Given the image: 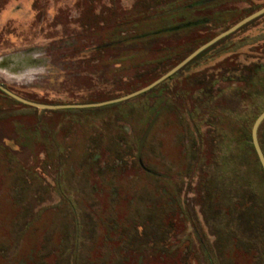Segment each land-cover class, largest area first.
Instances as JSON below:
<instances>
[{
  "label": "rangeland",
  "instance_id": "374dc122",
  "mask_svg": "<svg viewBox=\"0 0 264 264\" xmlns=\"http://www.w3.org/2000/svg\"><path fill=\"white\" fill-rule=\"evenodd\" d=\"M156 1L0 0V83L43 104L120 98L264 7L220 0L143 20L197 0L150 10ZM248 23L122 102L51 112L1 90L0 264H264V179L249 144L264 110V14Z\"/></svg>",
  "mask_w": 264,
  "mask_h": 264
},
{
  "label": "trees",
  "instance_id": "16d2710c",
  "mask_svg": "<svg viewBox=\"0 0 264 264\" xmlns=\"http://www.w3.org/2000/svg\"><path fill=\"white\" fill-rule=\"evenodd\" d=\"M179 0H157L156 1V3H155V5H154V7L152 6V7H150L149 9L151 10H155V9H158V8H160V7H163V5H170V6H172V8H173V6L175 5V4H177V2H178ZM203 1L204 0H197V1H195V2H193V3H191L190 5H188V6H186V7H183V6H179V7H175V8H173V9H170V10H167V11H165V12H163L162 14H158V16H155V17H149V16H147L146 18H144V17H141V18H144L143 20H152V19H158V18H165V17H170V16H172L173 14H179V13H181V12H183V11H186L187 9H190V8H193V9H195V8H197V7H202V6H204V5H206V4H208V3H210V2H207V3H203ZM214 1H220V0H213V2ZM211 3H212V1H211ZM139 12H137V15H139V17L141 16V15H144V13H145V10H141V12L138 14ZM137 19H139V18H137ZM143 20H140V21H143ZM221 19L218 17V16H215V17H209V18H205V19H202V20H195V21H193V22H179L178 20H177V22L174 24V25H170V26H168L167 28H165V27H161L159 30H156V31H150V32H148V33H143V34H141V35H136L135 37H132V38H130V39H127V40H140V39H144V38H149V37H156V36H159V35H162V34H164V33H168V34H177V33H179V32H182V31H189V30H194V29H199V28H202V27H205V26H208V25H219L220 23H221V21H220ZM249 24V23H248ZM247 25V24H246ZM245 25V26H246ZM245 26H243V27H241V29H243ZM241 29H239V31L241 30ZM237 32V31H236ZM235 32V33H236ZM235 33H233V34H235ZM233 34H231V35H228L227 37H225V38H223V39H221L220 41H218L216 44H214L213 46H211L210 48H208V49H206L205 51H203L201 54H199L197 57H195L191 62H189L187 65H186V67L185 68H187V67H189L190 65H192V64H194L198 59H200L202 56H204L208 51H210V50H212V49H214V48H216L217 46H219L220 44H222L225 40H227V39H229ZM214 37V36H213ZM213 37H211V38H209V39H207L206 41H204L203 43H201V45H203V44H205L206 42H208L209 40H211ZM125 41H123V40H118V42H111L110 43V45H112V46H114V45H119V44H123ZM200 45V46H201ZM100 48H106L105 47V45L104 46H101ZM198 48V47H197ZM195 49H193V51H194ZM193 51H191V52H193ZM190 52V53H191ZM189 53V54H190ZM189 54H187L185 57H183L182 59H181V61L184 59V58H186ZM249 66H251V67H249V68H252L253 70H254V72L256 73H259V71H260V68L261 67H255L256 66V63H254V65H249ZM252 66H254V67H252ZM184 68V69H185ZM184 69H182V71L184 70ZM239 70H243V69H239ZM182 71H180V72H182ZM242 74H244V72H242V71H240ZM179 73V72H178ZM178 73H176V74H178ZM248 73V75H246L245 76V79H243L242 78V76L238 79V80H241V78H242V80L244 81V83H245V85H247V84H249L250 82H251V79H252V74H251V72H247ZM175 74V75H176ZM175 75H173V76H171L170 78H173ZM237 80V81H238ZM236 81V80H235ZM239 83L240 82H242V81H238ZM155 89V88H154ZM154 89H152V90H154ZM152 90L150 91V92H148L147 94H149V93H151L152 92ZM1 91V90H0ZM208 98H210V97H208ZM14 101H16V102H18L19 104H22V105H24V106H28V105H26V104H24V103H22V102H19V101H17V100H15L14 98H12ZM210 100H212V99H210ZM209 103V104H208ZM206 104H208V106L209 105H212L211 104V102H206L205 103V105L204 104H201V106H203V107H206ZM207 106V107H208ZM37 110H39V109H37ZM42 111H53V110H42ZM264 111V110H263ZM260 115V114H259ZM258 115V116H259ZM257 116V117H258ZM264 124V122L260 125V127H259V142H260V144H261V141H260V131H261V127H262V125ZM200 126V125H199ZM199 126H198V133L200 134V131H199ZM150 128H152L151 127V125H150ZM149 130V129H148ZM148 132L149 131H146V135H144V137H143V139H142V141H141V144H140V152H139V154L141 155V153H142V150H143V145L145 144V139H147V135H148ZM201 140V139H200ZM249 140H252V133H250V139ZM249 144L250 145H252V147H253V149L255 150V148H254V145H253V143H251V142H249ZM200 145H203V143H201ZM202 147V146H201ZM200 147V148H201ZM261 147H262V144H261ZM263 149V148H262ZM264 151V150H263ZM255 152H256V150H255ZM257 154V153H256ZM202 156V155H201ZM257 157H258V155H257ZM258 161H259V158H258ZM219 164H220V161H219ZM259 164H260V166H261V170H262V176H263V179H264V170H263V168H262V165H261V163H260V161H259ZM143 166H144V164H142ZM144 168H145V170L147 171V172H149V173H153L150 169H148L147 167H145L144 166Z\"/></svg>",
  "mask_w": 264,
  "mask_h": 264
},
{
  "label": "water",
  "instance_id": "95a60500",
  "mask_svg": "<svg viewBox=\"0 0 264 264\" xmlns=\"http://www.w3.org/2000/svg\"><path fill=\"white\" fill-rule=\"evenodd\" d=\"M211 1H213V0H204L203 3H207V2H211ZM263 14H264V7L261 8L260 10L256 11V12H254L253 14L245 17L244 19H242L241 21L236 23L231 28L227 29L226 31H223L222 33L215 36L214 38H212L211 40H209L205 44L198 47L196 50H194L192 53H190L186 58H184L180 63H178L175 67H173L170 71H168L166 74H164L162 77H160L159 79H157L156 81H154L150 85H148V86H146V87H144L138 91H135L129 95L120 97V98H116V99H112V100L104 101V102H100V103H92V104L51 105V104L38 103V102H34V101L28 100L26 98H23V97L17 95L16 93L12 92L8 88H6L1 83H0V90H2L3 92H5L9 96H11L12 98H14V99L26 104V105L33 106V107H36L39 109H49V110L64 109V108H77V107H79V108L98 107V106L108 105V104H112V103L122 102V101L131 99L135 96H138L142 93H145V92L153 89L154 87H156L157 85H159L160 83H162L163 81H165L166 79H168L169 77H171L172 75H174L175 73L180 71L183 67H185L189 62H191L195 57H197L203 51H205L206 49H208L212 45L216 44L221 39H223V38L227 37L228 35L234 33L236 30H238L239 28H241L242 26H244L248 22L252 21L253 19H255V18H257ZM263 121H264V111H262L260 113V115L256 118V120L253 124V127H252V143L254 145V148H255L256 153H257L258 158H259V161H260L262 168L264 170V151L261 147V144L259 142V137H258V130H259V127Z\"/></svg>",
  "mask_w": 264,
  "mask_h": 264
}]
</instances>
